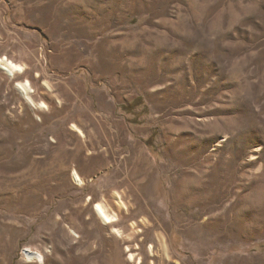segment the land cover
<instances>
[{
    "label": "rangeland",
    "instance_id": "374dc122",
    "mask_svg": "<svg viewBox=\"0 0 264 264\" xmlns=\"http://www.w3.org/2000/svg\"><path fill=\"white\" fill-rule=\"evenodd\" d=\"M0 264H264V0H0Z\"/></svg>",
    "mask_w": 264,
    "mask_h": 264
},
{
    "label": "bare ground",
    "instance_id": "6f19581e",
    "mask_svg": "<svg viewBox=\"0 0 264 264\" xmlns=\"http://www.w3.org/2000/svg\"><path fill=\"white\" fill-rule=\"evenodd\" d=\"M7 61L6 62V66H7V70L8 71H11V70H18L20 69V67H18L17 65L13 64V62H9L8 60H5ZM15 71H13V73H15ZM29 83H27L28 85ZM75 175V179L80 182L81 184H83V180L82 178L79 177L78 174H74ZM106 208V207H105ZM104 208V206H102L100 203L97 205V212L98 214L100 215V217L103 219L104 223H113L115 220H113V218L110 216V214H108V212L106 211V209ZM116 217V216H115ZM159 242V241H158ZM161 251H162V254H161V259L164 258V254H165V247H164V243H163V240L161 238ZM27 254L30 255L31 257H35L37 259H40L42 260V255L38 254V253H34L32 251H27ZM132 255V254H131ZM29 256V257H30ZM166 257V256H165ZM133 258V255L131 256V259ZM159 259V257H158ZM165 261V260H164Z\"/></svg>",
    "mask_w": 264,
    "mask_h": 264
}]
</instances>
